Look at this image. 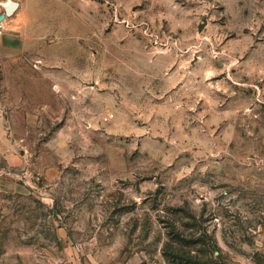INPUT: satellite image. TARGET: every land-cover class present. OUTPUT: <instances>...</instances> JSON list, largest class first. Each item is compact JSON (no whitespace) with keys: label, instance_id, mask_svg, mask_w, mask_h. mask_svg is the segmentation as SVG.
I'll return each mask as SVG.
<instances>
[{"label":"rangeland","instance_id":"obj_1","mask_svg":"<svg viewBox=\"0 0 264 264\" xmlns=\"http://www.w3.org/2000/svg\"><path fill=\"white\" fill-rule=\"evenodd\" d=\"M15 1L0 264H264V0Z\"/></svg>","mask_w":264,"mask_h":264},{"label":"crops","instance_id":"obj_2","mask_svg":"<svg viewBox=\"0 0 264 264\" xmlns=\"http://www.w3.org/2000/svg\"><path fill=\"white\" fill-rule=\"evenodd\" d=\"M21 7V3H19V7L17 8V10ZM16 10V11H17ZM3 31L1 32L0 38H2V40L6 41L8 44H10V49H15L16 48L22 49V43L20 38H16L18 37L17 35H15V31L18 29L17 25L14 24L13 20H7V18H5V20H3ZM1 26V25H0ZM19 48H18V47Z\"/></svg>","mask_w":264,"mask_h":264},{"label":"water","instance_id":"obj_3","mask_svg":"<svg viewBox=\"0 0 264 264\" xmlns=\"http://www.w3.org/2000/svg\"><path fill=\"white\" fill-rule=\"evenodd\" d=\"M19 7V2L15 0H8V3L4 5V12L0 13V24L5 20V18L14 14V12Z\"/></svg>","mask_w":264,"mask_h":264},{"label":"built area","instance_id":"obj_4","mask_svg":"<svg viewBox=\"0 0 264 264\" xmlns=\"http://www.w3.org/2000/svg\"><path fill=\"white\" fill-rule=\"evenodd\" d=\"M2 32V30L0 29V33Z\"/></svg>","mask_w":264,"mask_h":264},{"label":"bare ground","instance_id":"obj_5","mask_svg":"<svg viewBox=\"0 0 264 264\" xmlns=\"http://www.w3.org/2000/svg\"><path fill=\"white\" fill-rule=\"evenodd\" d=\"M6 5V4H5Z\"/></svg>","mask_w":264,"mask_h":264}]
</instances>
